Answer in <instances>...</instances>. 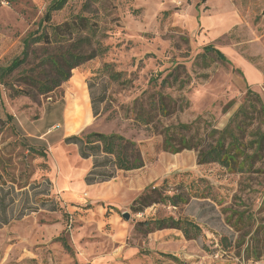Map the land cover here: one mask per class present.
<instances>
[{"label": "rangeland", "instance_id": "1", "mask_svg": "<svg viewBox=\"0 0 264 264\" xmlns=\"http://www.w3.org/2000/svg\"><path fill=\"white\" fill-rule=\"evenodd\" d=\"M50 2L0 0V68L22 59L30 35L50 33L42 22ZM84 2H69L49 24L86 18L96 30L92 45L82 50L89 52L98 43L106 47L104 54L73 69L69 80L47 95H15L14 90L25 88V77L53 76L41 62L47 55L56 56L57 47L36 44L26 62L0 82V183L6 184L0 185L6 208L0 221L9 220L0 228V264L264 262V158L252 171L233 174L215 163L198 165L194 149L177 154L162 150L166 128L195 121L187 136L197 133L200 138L210 129H223L248 90L264 106V0H100L83 10ZM81 35L90 33L83 30ZM207 46L221 52L225 62L205 54ZM105 65L121 75L119 81L110 79ZM177 66L185 87L161 86ZM160 94L172 100L174 111L166 117L153 113ZM134 110L149 113L152 122L138 124ZM258 126L264 130L254 121L246 140ZM91 132L134 142L144 166L117 172L103 185L121 203L93 202L83 192L81 204L66 213L53 178L78 172L83 163L77 148L63 141ZM24 144L46 152L47 172L37 169L43 160L27 156ZM42 175L51 179L50 198L60 211L41 209L42 200H48L41 195L44 186H37ZM161 186L166 195L181 193L187 203L130 211L132 201L146 189ZM51 205L46 201L47 209ZM23 212L27 215L19 218ZM169 217L198 225L197 239L186 241L174 229L148 235L135 230L138 221ZM118 241L122 248L117 254L113 249Z\"/></svg>", "mask_w": 264, "mask_h": 264}, {"label": "trees", "instance_id": "2", "mask_svg": "<svg viewBox=\"0 0 264 264\" xmlns=\"http://www.w3.org/2000/svg\"><path fill=\"white\" fill-rule=\"evenodd\" d=\"M74 0H51L42 22L45 23L50 30V33L42 32L40 34L30 35L24 43V51L22 52V59L16 60L5 68H0V82L9 76L14 70L22 66L29 55V50L36 44H44L48 46H56V56L47 55L41 64L45 65L48 70L47 73H52L53 76L44 77L43 79L27 76L23 79L25 88L14 90L15 95L29 97L35 99L37 96L47 95L54 89L58 88L62 83L67 82L71 76V71L83 63L94 59L98 55L106 52V47L102 48L98 43L96 48L83 52V48L92 45V39L95 36V28L86 18L76 16L70 22H64L60 25H50L51 16L62 10L69 2ZM100 0H86L82 9L85 10L90 4L97 3ZM86 30L89 36L82 37L81 32ZM34 53V52H33ZM204 53H213L215 58L225 62L221 52L211 46L204 48ZM105 70L110 73V79L119 81L121 75L110 72V67L105 65ZM42 73V72H40ZM180 68L177 66L171 73L162 79L160 85L166 87L176 86L178 88L185 87L184 79H181ZM91 102V111L94 118L99 116L97 107L93 99ZM153 113L166 117L174 110L172 107V100L166 99L163 95H159L156 102H153ZM134 120L141 125L148 126L152 122L149 113L133 112ZM258 122L264 126V106L261 98L251 92L247 91L243 103L238 107L236 112L231 117L229 123L221 130L210 129L205 138H200L197 133L192 135L188 132L194 126V122L188 125H178L177 127L166 128L163 131L162 150L164 152L177 154L183 150L197 151V164L206 165L215 163L230 173L250 172L254 166L262 161L264 158V130L258 128L250 138L246 140L247 129ZM197 122V121H196ZM197 132V131H196ZM209 139V140H208ZM211 139V140H210ZM208 140V141H207ZM66 145H73L77 148L78 156L82 160L90 159L92 161L91 169L84 178L87 185L100 184L108 182L115 178L117 172H130L139 170L144 166L140 150L138 146L120 135L117 134H103L98 132H91L85 135H72L64 139ZM25 145V144H24ZM27 156L34 155L43 160L37 166L41 172H47L48 166L45 162L46 152L43 149H35L32 146L25 145ZM165 181H163L164 183ZM0 185L5 186V182ZM44 186L41 195L48 200H42L41 209L49 212L60 211L57 202L50 198L52 191V182L50 179L42 175L41 182L37 186ZM26 187V186H24ZM3 188L0 187V192ZM165 188L151 187L146 189L141 195L134 199L129 207L134 214L142 213L150 206L161 204L177 207L179 204H186L188 199L181 193L166 195ZM5 197V196H3ZM3 197L0 198V211L6 212L3 204ZM46 201L52 205L47 209ZM29 211V212H34ZM20 213L19 218L26 216ZM9 220L5 217L0 221V228L8 224ZM174 229L180 232L186 241L196 240L201 229L198 225L188 220L174 219V218H160V219H145L138 221L135 230L140 234H151L156 231ZM61 243L64 249L71 251L63 237L56 239ZM169 256V255H168ZM171 259L177 261L172 256Z\"/></svg>", "mask_w": 264, "mask_h": 264}, {"label": "crops", "instance_id": "3", "mask_svg": "<svg viewBox=\"0 0 264 264\" xmlns=\"http://www.w3.org/2000/svg\"><path fill=\"white\" fill-rule=\"evenodd\" d=\"M90 110V107H89ZM92 113V112H91ZM90 113V114H91ZM91 116V115H90ZM93 116V115H92ZM90 118V117H89ZM89 120V119H88ZM82 160V159H81ZM82 168L78 170V172L72 171H64L63 174L54 176L53 179L55 182L54 188L56 192L61 196L62 204L63 206H67L66 208V213L69 212V207L72 205H77L81 204V193H85V196L87 199H90L91 201H108L110 202V205L113 206L115 204L112 203H121L118 199H114V194L112 191H106L105 190V184L110 183L113 181L115 178L108 182L100 183V184H93V185H87L84 182V178L88 171L91 169V161L90 159L88 160H82ZM51 181V179H50ZM86 202V200L84 201ZM87 203V202H86ZM74 209H76L75 206H72ZM109 211L112 209L109 208ZM110 219H114L112 214H109ZM108 219L106 220V222ZM122 242L118 241V245L116 244L117 247H114L113 251H117V254L121 251L122 248ZM116 254V253H115Z\"/></svg>", "mask_w": 264, "mask_h": 264}, {"label": "built area", "instance_id": "4", "mask_svg": "<svg viewBox=\"0 0 264 264\" xmlns=\"http://www.w3.org/2000/svg\"><path fill=\"white\" fill-rule=\"evenodd\" d=\"M235 264H264V262H247V263H245L243 260H238V259H236V262H235Z\"/></svg>", "mask_w": 264, "mask_h": 264}, {"label": "water", "instance_id": "5", "mask_svg": "<svg viewBox=\"0 0 264 264\" xmlns=\"http://www.w3.org/2000/svg\"><path fill=\"white\" fill-rule=\"evenodd\" d=\"M122 217L124 218V219H128V214L127 213H124L123 215H122Z\"/></svg>", "mask_w": 264, "mask_h": 264}]
</instances>
